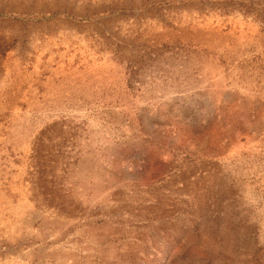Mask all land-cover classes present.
I'll return each mask as SVG.
<instances>
[{
	"label": "rangeland",
	"instance_id": "obj_1",
	"mask_svg": "<svg viewBox=\"0 0 264 264\" xmlns=\"http://www.w3.org/2000/svg\"><path fill=\"white\" fill-rule=\"evenodd\" d=\"M0 264H264V0H0Z\"/></svg>",
	"mask_w": 264,
	"mask_h": 264
}]
</instances>
